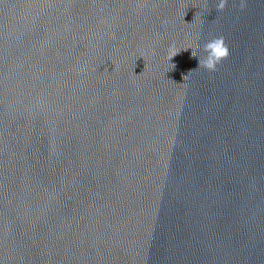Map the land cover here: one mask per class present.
Segmentation results:
<instances>
[{"label": "water", "instance_id": "obj_1", "mask_svg": "<svg viewBox=\"0 0 264 264\" xmlns=\"http://www.w3.org/2000/svg\"><path fill=\"white\" fill-rule=\"evenodd\" d=\"M215 4L0 0V264H264V0Z\"/></svg>", "mask_w": 264, "mask_h": 264}, {"label": "clouds", "instance_id": "obj_2", "mask_svg": "<svg viewBox=\"0 0 264 264\" xmlns=\"http://www.w3.org/2000/svg\"><path fill=\"white\" fill-rule=\"evenodd\" d=\"M226 3H227V0H216L215 10L217 12L222 11L225 8ZM241 7H243V3L241 4ZM206 12L208 15H210L211 9H206ZM197 15H198V12L195 14V17L193 20H195ZM191 22H185V23L188 24ZM189 48H192V47L188 46V47H184V48H180V49H175L174 47L171 48L169 51L168 60L171 61L172 58L175 57L182 50L187 51ZM192 49H194V48H192ZM201 51L203 54L199 55L198 68L203 67L204 69L208 70L209 72L216 71L217 66L223 60L227 59L230 55V50H229L228 46L225 44L223 36L213 38V39L209 40L208 42L204 43ZM196 55H197V52H196V49H194L193 56H196ZM171 65H172L171 69H174L175 65L172 63H171ZM195 70H192L191 73ZM185 79H186V77H185Z\"/></svg>", "mask_w": 264, "mask_h": 264}]
</instances>
